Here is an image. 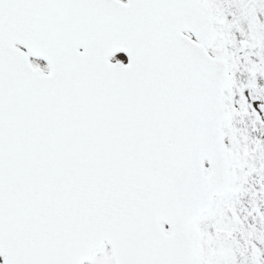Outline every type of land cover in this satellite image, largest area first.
I'll return each mask as SVG.
<instances>
[{"label":"snow or ice","instance_id":"1","mask_svg":"<svg viewBox=\"0 0 264 264\" xmlns=\"http://www.w3.org/2000/svg\"><path fill=\"white\" fill-rule=\"evenodd\" d=\"M0 264H264V0H0Z\"/></svg>","mask_w":264,"mask_h":264}]
</instances>
